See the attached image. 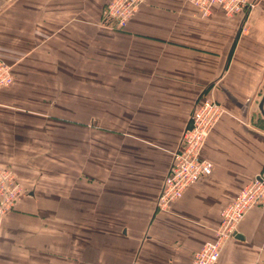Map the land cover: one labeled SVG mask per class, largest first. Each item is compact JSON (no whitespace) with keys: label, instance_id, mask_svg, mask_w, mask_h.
I'll return each instance as SVG.
<instances>
[{"label":"crops","instance_id":"0c3cea01","mask_svg":"<svg viewBox=\"0 0 264 264\" xmlns=\"http://www.w3.org/2000/svg\"><path fill=\"white\" fill-rule=\"evenodd\" d=\"M108 1L0 0L14 75L0 90V168L25 191L0 223V264H189L222 209L264 179V0L230 17L145 0L126 25L104 16ZM201 97L224 109L201 150L211 174L159 212ZM235 235L216 264H264V210Z\"/></svg>","mask_w":264,"mask_h":264},{"label":"built area","instance_id":"2783aa9c","mask_svg":"<svg viewBox=\"0 0 264 264\" xmlns=\"http://www.w3.org/2000/svg\"><path fill=\"white\" fill-rule=\"evenodd\" d=\"M145 0H109L104 16L117 25L126 23L136 14ZM201 17L210 16L213 7H219L227 16L246 14L252 0H184ZM13 82L10 66L0 59V89ZM224 109L215 100L199 98L194 104L185 128L173 151L170 163L155 201L156 210L167 211L181 199L187 189L211 174V163L201 157L202 147ZM25 191L14 178L10 168H0V223L21 200ZM252 208L264 210V179H252L220 212V222L214 229V238L205 242L192 255L189 264H216L224 245L235 236L237 225Z\"/></svg>","mask_w":264,"mask_h":264},{"label":"water","instance_id":"95a60500","mask_svg":"<svg viewBox=\"0 0 264 264\" xmlns=\"http://www.w3.org/2000/svg\"><path fill=\"white\" fill-rule=\"evenodd\" d=\"M263 104H264V93L261 95V98L258 102V110L260 114L264 117V109H263ZM236 238H241L239 235H235Z\"/></svg>","mask_w":264,"mask_h":264},{"label":"rangeland","instance_id":"374dc122","mask_svg":"<svg viewBox=\"0 0 264 264\" xmlns=\"http://www.w3.org/2000/svg\"><path fill=\"white\" fill-rule=\"evenodd\" d=\"M187 3V2H186ZM188 4V3H187ZM1 60H3L2 58H0ZM4 61V60H3ZM7 63V62H6ZM7 65L8 66H10V69H11V73H12V76H13V82H12V84L11 85H9L8 87H11L12 85H13V83H14V75H13V71H12V67H11V65H9L8 63H7ZM8 87H5V88H8ZM5 88H2V89H5ZM1 90V89H0ZM56 113L57 114H63V111H61V110H57L56 111ZM12 171H13V169H12ZM13 175H14V178L16 179V181H18V179H17V175L15 174V173H13ZM19 182V181H18ZM20 183V182H19Z\"/></svg>","mask_w":264,"mask_h":264}]
</instances>
